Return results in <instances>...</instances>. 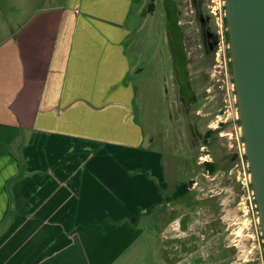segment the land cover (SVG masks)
Instances as JSON below:
<instances>
[{"label": "rangeland", "instance_id": "obj_1", "mask_svg": "<svg viewBox=\"0 0 264 264\" xmlns=\"http://www.w3.org/2000/svg\"><path fill=\"white\" fill-rule=\"evenodd\" d=\"M72 2L78 3L74 10L83 8L88 16L78 28L77 50L71 46L69 52L70 63L79 61V68L73 77L63 76L66 42L53 61L50 94L43 99L38 124L76 122L86 135L102 139L88 143L84 151L102 156V170L116 172L109 189L116 190L118 209L110 219L113 223L128 219L143 230H136L138 234L145 233L130 250L129 262L264 264L228 65L224 0H135L124 18L128 2L118 4V14L108 10L114 2ZM44 4L0 0V38ZM200 14L211 17V29L219 36L220 43L208 54ZM75 20L70 29L77 28ZM172 47L187 57L184 81L191 88V104L181 101ZM210 130L214 133L208 136ZM18 134L10 132L11 138ZM27 136L23 129L21 140ZM74 149L71 146L70 152ZM200 157L216 162V172H209ZM162 182L166 186L161 187L160 198ZM181 183L190 185L188 194L168 202ZM147 201L152 205L138 207ZM135 216L139 221L131 223ZM92 227L103 228L104 223L85 228Z\"/></svg>", "mask_w": 264, "mask_h": 264}, {"label": "crops", "instance_id": "obj_2", "mask_svg": "<svg viewBox=\"0 0 264 264\" xmlns=\"http://www.w3.org/2000/svg\"><path fill=\"white\" fill-rule=\"evenodd\" d=\"M106 1L114 2L108 10L117 14L118 4L128 2L124 18L135 0ZM38 2L45 4L0 38V264H131L130 250L145 233L128 219H110L118 209L116 190L109 189L116 172L102 170V156L84 151L102 139L86 135L76 122L38 124L53 61L66 42L62 74L73 77L79 68L69 52L77 50L79 26L88 16L83 8L74 10L72 0ZM75 19L79 24L70 29ZM16 130L19 137L11 138ZM100 223L103 228H85Z\"/></svg>", "mask_w": 264, "mask_h": 264}, {"label": "water", "instance_id": "obj_3", "mask_svg": "<svg viewBox=\"0 0 264 264\" xmlns=\"http://www.w3.org/2000/svg\"><path fill=\"white\" fill-rule=\"evenodd\" d=\"M224 7L237 116L264 243V0H224Z\"/></svg>", "mask_w": 264, "mask_h": 264}, {"label": "flooded vegetation", "instance_id": "obj_4", "mask_svg": "<svg viewBox=\"0 0 264 264\" xmlns=\"http://www.w3.org/2000/svg\"><path fill=\"white\" fill-rule=\"evenodd\" d=\"M201 23V35L203 38V45H204V51L206 54L210 53V49H212V45L211 43L214 41L215 37L218 38L219 40V36L217 35V33L215 31H213L211 29V17H204L201 20H199ZM203 25V26H202ZM225 38H226V30L227 27H225ZM227 40V38H226ZM220 42L218 41V44ZM175 47H172V53H173V57H174V76L177 77V81L179 84V92L181 95V101L183 103H187V104H191V96H192V92H191V88L189 87V84L187 82H185V78L188 77V71H187V57L185 54H183V52L179 51V53L176 52V50L174 51ZM228 55H229V61H228V65L230 68V72L232 73V67L230 66L229 62H230V52H229V48H228ZM181 77H184V79H182ZM233 77V76H232ZM194 100H196V98L194 97Z\"/></svg>", "mask_w": 264, "mask_h": 264}, {"label": "trees", "instance_id": "obj_5", "mask_svg": "<svg viewBox=\"0 0 264 264\" xmlns=\"http://www.w3.org/2000/svg\"><path fill=\"white\" fill-rule=\"evenodd\" d=\"M150 10L153 9V5L150 4ZM224 24H225V27H227V23H226V18L224 17ZM226 38H227V42H229V39H228V32L226 30ZM230 66H231V62H229ZM238 122L240 123V121L238 120ZM212 133H214V130H210L208 131L207 135H211ZM244 157L247 159L246 155L244 154ZM204 166L209 170V172H212V173H215L217 168H218V164L216 162H204L203 163ZM160 195L161 197L163 198V188L161 189V187H165L166 184L165 183H160ZM190 188V185L187 184V183H181V184H178L175 191L173 192L172 196L171 197H167L166 200L169 202L171 200H177V199H180V198H183L185 197L187 194H188V190ZM139 221V216H135L131 219V223H137ZM264 245V243H263Z\"/></svg>", "mask_w": 264, "mask_h": 264}, {"label": "built area", "instance_id": "obj_6", "mask_svg": "<svg viewBox=\"0 0 264 264\" xmlns=\"http://www.w3.org/2000/svg\"><path fill=\"white\" fill-rule=\"evenodd\" d=\"M200 159H202V160L205 161V162H212V161H206V160H208V159H205V158H203V157H200Z\"/></svg>", "mask_w": 264, "mask_h": 264}]
</instances>
